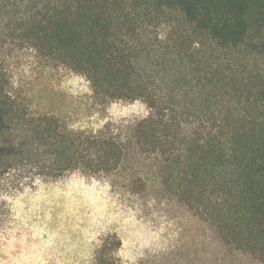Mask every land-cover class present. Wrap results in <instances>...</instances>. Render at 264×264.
<instances>
[{
  "label": "trees",
  "instance_id": "trees-1",
  "mask_svg": "<svg viewBox=\"0 0 264 264\" xmlns=\"http://www.w3.org/2000/svg\"><path fill=\"white\" fill-rule=\"evenodd\" d=\"M13 43L147 115L72 130L0 78V181L81 174L139 195L157 179L264 264V0H0V49ZM101 241L91 264H123L118 235Z\"/></svg>",
  "mask_w": 264,
  "mask_h": 264
},
{
  "label": "rangeland",
  "instance_id": "rangeland-1",
  "mask_svg": "<svg viewBox=\"0 0 264 264\" xmlns=\"http://www.w3.org/2000/svg\"><path fill=\"white\" fill-rule=\"evenodd\" d=\"M0 78L31 112L53 115L72 130L147 115L141 102L95 101L84 77L22 43L0 49ZM109 234L122 240L123 264H260L225 247L157 179L139 195L81 174L0 181V264H91Z\"/></svg>",
  "mask_w": 264,
  "mask_h": 264
}]
</instances>
